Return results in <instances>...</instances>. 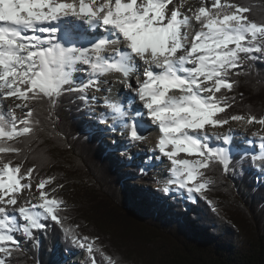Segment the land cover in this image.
<instances>
[{"label":"snow or ice","instance_id":"obj_1","mask_svg":"<svg viewBox=\"0 0 264 264\" xmlns=\"http://www.w3.org/2000/svg\"><path fill=\"white\" fill-rule=\"evenodd\" d=\"M187 2L0 0V104L12 101L11 107L0 108V264H12L27 243L38 244L37 234L47 231L49 221L86 250L88 264H120L104 251L99 237L81 235L78 224L68 223L70 217L62 215L65 202L54 195L63 185L46 190L54 176L33 185L38 166L25 169L27 156L20 163L8 158L22 156L18 143L42 131L35 104L54 109L62 97L75 95L87 105L97 99L89 97V91L99 92L108 82L103 77L119 74V82L135 93L145 110L137 117L146 115L159 129L154 150L170 162L171 174L162 191L175 186L190 199L199 195L207 200L214 183L207 173L214 166L225 175L232 168L229 148L209 141L214 136L230 145L233 137L210 134L208 128L223 127L230 120L264 128V116L250 111L221 115L237 95L243 98V93L230 95L239 85L232 76L247 75L248 62L264 63V20L252 19L253 8L234 0H200L198 8L182 11ZM78 39L88 46H77ZM105 107L127 130L129 141L146 139L141 132L150 127L148 121L129 122L118 102L106 99ZM252 136L260 140L261 151L249 158L264 162V134L256 131ZM181 153L192 158H182ZM33 187L38 197H25Z\"/></svg>","mask_w":264,"mask_h":264},{"label":"trees","instance_id":"obj_2","mask_svg":"<svg viewBox=\"0 0 264 264\" xmlns=\"http://www.w3.org/2000/svg\"><path fill=\"white\" fill-rule=\"evenodd\" d=\"M234 2L252 7V19L264 20V0ZM248 63L247 75L232 76L239 85L230 95L243 93V98L237 95L221 114L225 118L249 111L264 116V63ZM35 109L42 131L18 143L22 156L8 158L20 163L27 156L25 169L38 166L34 177L54 176L57 184L67 186L70 197L59 196L66 205L62 215L80 226L81 235L99 237L104 251L120 264H264V180H257L249 158L234 157L227 175L214 166L207 173L214 180L207 200L175 195L165 202L136 189L133 175L144 180L142 167L109 152L102 131L91 128L88 104L65 95L54 109L47 103H37ZM145 180L157 182L148 174ZM48 224L45 233L37 234L39 243H27L12 264H58L59 247L83 250L59 225ZM83 263L88 264L87 256Z\"/></svg>","mask_w":264,"mask_h":264},{"label":"rangeland","instance_id":"obj_3","mask_svg":"<svg viewBox=\"0 0 264 264\" xmlns=\"http://www.w3.org/2000/svg\"><path fill=\"white\" fill-rule=\"evenodd\" d=\"M178 2V0H177ZM210 2V0H209ZM200 6V1L197 0H188L187 4H185V8L182 9V11H185L187 8L191 7L193 9L198 8ZM171 7V5H170ZM191 30V29H190ZM189 30V31H190ZM113 88V87H112ZM114 89V88H113ZM113 89H110V92H113ZM127 91V89H125ZM109 91V90H108ZM115 96H118L117 93H115V89L114 92ZM89 97L91 96H96L97 99L96 100H89V107L90 109V120H91V125H92V129H99L102 131L103 133V138L101 139V141L105 144V146L108 148L109 152H112L113 154L117 155L118 157L122 158V160L124 162H127V160L129 159H133L136 164L138 166H141V172L144 173L143 178L144 180H137L135 175H133L134 178V185L136 186V189L138 191H142V190H146L148 192V195L150 198L154 199L156 197L158 198H162L165 202H168L171 200V198L175 195H181L184 196L187 200H190L192 202H195L197 199V195L193 196L191 199L189 198V194L184 191V190H178L175 188V186L172 187V190L169 191L168 193H165L162 191V187L164 182L170 178V172L168 171L169 167H170V162L166 159L165 161H163L161 159V154L156 153L154 151V149H149L144 150L147 144H149L148 142H146L148 140V138H150L151 140V136L153 135V132L150 133V131L153 129V127H149L147 131H143L141 132L142 135H144L146 137V139L143 142H140V144H134L131 141H129L128 139H126L127 136L126 134H122L125 131L127 132V130L123 129L122 126H116L113 127L112 125V120L110 118V114L108 112L105 111V109L107 110V108L105 107V99L107 97L104 96V92H95V91H89L88 93ZM12 106V101L8 100V101H4L3 104H0V108H7V107H11ZM106 112V113H105ZM20 111L17 110V115H20ZM107 115L109 118L107 120V122L102 121L100 118L104 115ZM105 115V116H106ZM106 116V117H107ZM146 117V116H145ZM148 117H146V120ZM141 120L145 121L144 118L142 117ZM130 122V121H129ZM110 123V124H109ZM241 124H245L247 125L244 121H231L230 123L224 125L223 127L226 128H230L232 126H236V127H240ZM99 125L101 126V128H98ZM249 126L250 129H252L253 132L256 131H260L262 134H264V128H262L261 125L259 124H252V125H247ZM223 127H217L215 129L213 128H208V132L210 134L212 133H216L217 135H219V133H221L223 131ZM240 134V136H237V139H243L244 142H246L245 137H248L246 135L241 134L240 132L238 133ZM217 140V139H216ZM255 140L257 141V137L255 138ZM257 144L259 145L260 142L258 141ZM260 147L256 146L255 150H259ZM250 150H252V148H249ZM260 154V151H258V154ZM180 156L182 158H189L191 159L192 157H187L186 154L181 153ZM130 163L132 162L131 160L129 161ZM255 168L259 171H262V169L264 168V162L262 161H256V164L254 165ZM161 168H164V172L162 171ZM146 174H148V176H152L155 180H157V182H147L145 180V176ZM44 176V175H43ZM40 178H43L41 176H37V177H33L32 183L33 185H35L36 182H38V180ZM261 178V180H264V175H262L261 177H259V179ZM141 179V178H138ZM258 180V178H257ZM132 179H125L124 183L129 184L131 183ZM56 181L49 186H46V190H49L51 187H55L56 186ZM133 185V183H131ZM69 189L66 186H63V188L58 189L54 195H58L64 198H69L71 193L68 192ZM39 193L38 191L35 189V187H33V189L26 190L24 193L25 197H38ZM86 230V229H85ZM87 231V230H86ZM58 252H59V256L62 259L60 263L58 264H63V261L65 262L67 258L68 260H72L70 261V263H73V261L75 262V264H84L83 260L85 259V257L87 256L86 254V250H71L70 252H68L67 250L60 249V247L58 248ZM67 260V261H68Z\"/></svg>","mask_w":264,"mask_h":264},{"label":"bare ground","instance_id":"obj_4","mask_svg":"<svg viewBox=\"0 0 264 264\" xmlns=\"http://www.w3.org/2000/svg\"><path fill=\"white\" fill-rule=\"evenodd\" d=\"M197 29H198V25H196L195 26ZM190 32H193V34H194V31L191 29L190 30ZM79 40V39H78ZM81 43H83L84 42V45L85 46H87L88 44L85 42V41H83V40H79ZM134 76H132L131 77V80H132V83L133 84H135V80H134V78H133ZM102 79H104V80H106V81H108L107 83H104V84H102L101 85V92H104V96L105 97H107L108 98V100H111L112 102H118V100H119V98H118V96H115V94L113 93L114 92V89H116V88H118L120 91H121V93H123V95L125 96V98H127L128 100H129V98H130V96L131 95H134V92H132L131 91V93H130V91L128 92V91H126L125 89L127 88L124 84H122V83H120L117 79H116V76H112V77H110L109 75L108 76H106V77H103ZM114 89H113V88ZM109 89H113V92H110V91H108ZM127 90H129L128 88H127ZM127 101V100H126ZM126 101L124 100V107H126L127 106V104H126ZM137 102H138V100H137ZM121 103H123V102H121ZM123 107V108H124ZM137 107V108H136ZM135 108L136 109H134L133 110V112L131 113V112H128V114L126 115V118H127V120L128 121H132L134 118H137V120L139 119V120H141V118L142 117H137V112L139 111V112H143V111H145V110H143V108L142 107H140L139 105L137 106V105H135ZM105 111L106 112H108L109 113V110L107 109H105ZM105 112V113H106ZM110 114V113H109ZM106 115V114H105ZM104 115V118L106 119V120H108V116L106 117ZM111 115V114H110ZM110 118H111V120H112V124H110V125H112V127L114 126V127H116V126H120L121 127V125L118 123V122H114L113 121V119H112V117L110 116ZM109 118V119H110ZM138 120V121H139ZM105 122H107V121H105ZM149 122V124H150V120L148 121ZM108 123V122H107ZM151 125V124H150ZM151 126H153L154 128H155V130L154 131H150V133L151 132H153V135L151 136V140H150V138H148V140L146 141V142H148L149 144H147L146 146H148V147H145V149L144 150H149V149H155V144H156V142H157V140H158V137H159V135H160V133H159V129H158V127L156 126V125H151ZM123 128V127H122ZM229 131H230V133H231V135H232V137H233V144H232V146L231 147H233V148H238V149H247V152H254L255 153V151L257 152V151H261V150H255L256 149V146L257 147H260V144L259 145H256V143H254V141H255V138L256 137H253L252 136V133H253V131H252V129H250L249 128V126H247V125H245V124H241V126L240 127H236V126H232L231 127V129H229ZM241 133V134H243V135H246V136H248V137H245V139H246V142H244L243 141V139H240V140H238L237 139V136H240V134H238V133ZM123 135L124 134H126L127 135V132L125 131L124 133H122ZM125 137H127V136H125ZM127 139V138H126ZM258 139V138H257ZM210 142H213V143H218L219 142V140L217 139H215V137L213 136L211 139H210ZM132 143H134V144H140V142H132ZM249 148H252V150H250ZM156 153H159V151L158 150H154ZM159 154H161V153H159ZM161 159L163 160V161H165L167 158L166 157H164L162 154H161ZM162 169V171L164 172V168H161ZM139 181H141V180H139ZM66 259V261L64 262L63 261V264H75V262L73 261V263H70V261H72V260H68L67 258H65ZM68 260V261H67Z\"/></svg>","mask_w":264,"mask_h":264}]
</instances>
